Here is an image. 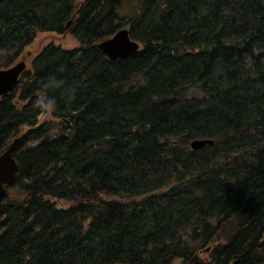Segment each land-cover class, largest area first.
<instances>
[{"label":"trees","instance_id":"16d2710c","mask_svg":"<svg viewBox=\"0 0 264 264\" xmlns=\"http://www.w3.org/2000/svg\"><path fill=\"white\" fill-rule=\"evenodd\" d=\"M124 27L141 47L110 59ZM45 31L79 44L0 97V264H264V0H0V69Z\"/></svg>","mask_w":264,"mask_h":264},{"label":"water","instance_id":"95a60500","mask_svg":"<svg viewBox=\"0 0 264 264\" xmlns=\"http://www.w3.org/2000/svg\"><path fill=\"white\" fill-rule=\"evenodd\" d=\"M72 21L69 22L71 24ZM68 24V25H69ZM98 47L102 49L110 59H123L136 53L141 45L138 41L131 38L129 28H121L110 38L98 43ZM27 68V62L20 60L16 64L0 69V97L11 92L19 81L23 71ZM37 98V95H34ZM214 140L195 139L191 142L193 149H201L208 144H213ZM18 143V138L14 139L9 147L0 155V200L6 193L7 186L12 185L19 171V163L17 162L14 151Z\"/></svg>","mask_w":264,"mask_h":264},{"label":"rangeland","instance_id":"374dc122","mask_svg":"<svg viewBox=\"0 0 264 264\" xmlns=\"http://www.w3.org/2000/svg\"><path fill=\"white\" fill-rule=\"evenodd\" d=\"M49 42H54L67 48H73L79 44L78 40L71 33L59 34L53 31L39 32L35 40L25 48L23 55L18 61L25 60L28 67H30L33 57ZM56 201L59 207L71 206L74 203L68 200ZM179 261L180 260H175L174 264H178Z\"/></svg>","mask_w":264,"mask_h":264},{"label":"clouds","instance_id":"9594fccd","mask_svg":"<svg viewBox=\"0 0 264 264\" xmlns=\"http://www.w3.org/2000/svg\"><path fill=\"white\" fill-rule=\"evenodd\" d=\"M64 80L57 78L55 75H51L47 80L43 81L41 84V91L37 95L36 100L34 101L35 107L40 111L41 114H49L54 112L57 109L56 98L52 95H49L50 89H61L64 85ZM67 93V100H71L75 94V90L64 89Z\"/></svg>","mask_w":264,"mask_h":264}]
</instances>
